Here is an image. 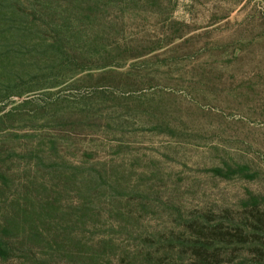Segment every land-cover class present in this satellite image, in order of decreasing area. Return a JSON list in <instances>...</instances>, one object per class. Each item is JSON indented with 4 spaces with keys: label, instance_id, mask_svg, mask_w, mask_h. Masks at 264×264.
I'll return each instance as SVG.
<instances>
[{
    "label": "rangeland",
    "instance_id": "rangeland-1",
    "mask_svg": "<svg viewBox=\"0 0 264 264\" xmlns=\"http://www.w3.org/2000/svg\"><path fill=\"white\" fill-rule=\"evenodd\" d=\"M0 264H264V0H0Z\"/></svg>",
    "mask_w": 264,
    "mask_h": 264
}]
</instances>
